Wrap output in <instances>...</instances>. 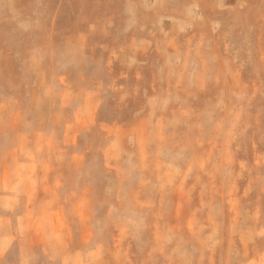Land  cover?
Segmentation results:
<instances>
[{
    "label": "rangeland",
    "instance_id": "1",
    "mask_svg": "<svg viewBox=\"0 0 264 264\" xmlns=\"http://www.w3.org/2000/svg\"><path fill=\"white\" fill-rule=\"evenodd\" d=\"M0 264H264V0H0Z\"/></svg>",
    "mask_w": 264,
    "mask_h": 264
}]
</instances>
